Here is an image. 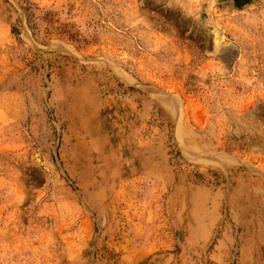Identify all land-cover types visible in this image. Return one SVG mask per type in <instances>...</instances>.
Segmentation results:
<instances>
[{
	"label": "rangeland",
	"instance_id": "374dc122",
	"mask_svg": "<svg viewBox=\"0 0 264 264\" xmlns=\"http://www.w3.org/2000/svg\"><path fill=\"white\" fill-rule=\"evenodd\" d=\"M0 264H264V0H0Z\"/></svg>",
	"mask_w": 264,
	"mask_h": 264
}]
</instances>
